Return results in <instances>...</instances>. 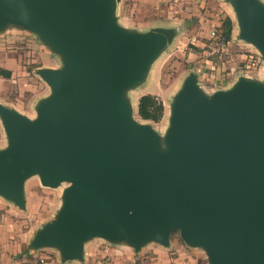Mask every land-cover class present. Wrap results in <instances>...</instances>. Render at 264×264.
Wrapping results in <instances>:
<instances>
[{
    "label": "water",
    "instance_id": "obj_1",
    "mask_svg": "<svg viewBox=\"0 0 264 264\" xmlns=\"http://www.w3.org/2000/svg\"><path fill=\"white\" fill-rule=\"evenodd\" d=\"M120 1L0 0V38L33 34L59 61L34 70L49 92L33 117L0 102V199L25 210L33 176L62 187L27 249L83 262L93 239L138 253L178 231L207 264H264V76L208 93L189 71L156 131L134 118L130 93L183 27L125 26ZM221 1L264 63V0Z\"/></svg>",
    "mask_w": 264,
    "mask_h": 264
},
{
    "label": "rangeland",
    "instance_id": "obj_2",
    "mask_svg": "<svg viewBox=\"0 0 264 264\" xmlns=\"http://www.w3.org/2000/svg\"><path fill=\"white\" fill-rule=\"evenodd\" d=\"M121 1L118 18L125 26L139 27L137 17L145 16L148 20H142V23L180 24L183 27L153 64L146 81L130 93L133 116L140 122H150L137 114L140 96L156 93L162 101L163 117L158 122H150L156 131H165L169 100L189 71L200 73L199 82L208 93L228 87L240 73L264 76L261 57L251 45L235 38V19L218 0L209 1L203 7L186 3V9L182 7V11L171 16L149 5L145 12H138L141 6L134 5L133 0ZM226 17L233 22L231 38L223 49H217L208 38L213 29L220 30ZM58 65V59L46 52L33 34L10 29L0 38V100L33 117L34 102L49 92L34 70L38 66ZM61 189L43 187L38 177L33 176L25 183V210L0 199V264H207L204 251L187 246L178 231L171 234L168 247L150 243L138 253L124 245L93 239L85 245L83 262L62 263L53 249L29 251L27 244L34 231L58 208Z\"/></svg>",
    "mask_w": 264,
    "mask_h": 264
},
{
    "label": "crops",
    "instance_id": "obj_3",
    "mask_svg": "<svg viewBox=\"0 0 264 264\" xmlns=\"http://www.w3.org/2000/svg\"><path fill=\"white\" fill-rule=\"evenodd\" d=\"M133 1H134L133 2L134 5H136V6L139 5V6L143 7L142 9H140L141 7H139L137 9L138 12H140V11L142 13L145 12L148 9L147 6L149 5L154 10H156L158 12L166 13L168 16H171L172 13L176 14V13H178V11H182L183 10L182 7H184V6L186 7V3L190 4V3L193 2V4L195 3L194 5H197L199 7H203L209 1L212 2V0H133ZM213 1H215V0H213ZM218 2L221 5H223V8L228 9L229 11H231L229 6H227V4H225L221 0H218ZM120 3H122V1ZM137 20H140L139 22L136 23L137 25L141 24L139 26V28L149 27V26H152V25L156 24L154 22H149V21L148 22L146 21V23H142L143 22L142 20H148V19H145V16L144 17L143 16L142 17H137ZM154 94L156 95V93H154ZM0 102L6 103L5 101H2V100H0ZM3 144H4V134H3L2 127H1V124H0V146H2Z\"/></svg>",
    "mask_w": 264,
    "mask_h": 264
},
{
    "label": "trees",
    "instance_id": "obj_4",
    "mask_svg": "<svg viewBox=\"0 0 264 264\" xmlns=\"http://www.w3.org/2000/svg\"><path fill=\"white\" fill-rule=\"evenodd\" d=\"M220 30L226 34L228 40L231 38L232 20L229 17L223 20ZM137 114L143 120L158 122L163 117L164 105L157 96L144 94L138 99Z\"/></svg>",
    "mask_w": 264,
    "mask_h": 264
},
{
    "label": "built area",
    "instance_id": "obj_5",
    "mask_svg": "<svg viewBox=\"0 0 264 264\" xmlns=\"http://www.w3.org/2000/svg\"><path fill=\"white\" fill-rule=\"evenodd\" d=\"M209 40L214 42L215 47L223 49L229 42V40L226 37V34L222 32L221 30H215L213 29L210 32ZM214 48V47H213Z\"/></svg>",
    "mask_w": 264,
    "mask_h": 264
}]
</instances>
